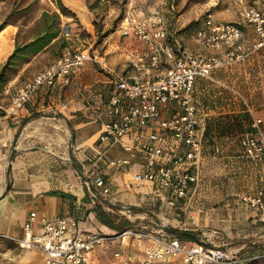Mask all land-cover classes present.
Listing matches in <instances>:
<instances>
[{
	"label": "crops",
	"instance_id": "1",
	"mask_svg": "<svg viewBox=\"0 0 264 264\" xmlns=\"http://www.w3.org/2000/svg\"><path fill=\"white\" fill-rule=\"evenodd\" d=\"M87 21L83 29L95 37L92 19ZM245 24L253 32L251 25ZM63 25L68 27V40L72 29L62 20ZM2 34L10 39V47L6 54L0 52V63L18 42L17 27L8 26ZM253 34L243 36V49L236 51L241 58H230L213 69L209 78L194 82L192 94L202 137L199 180L191 185L188 197L174 206L167 203V196L156 182L133 181V174L143 167L142 155L136 154L129 165L121 168L97 160L98 135L109 118L108 101L115 91L110 70L142 78H154L164 70L162 64L152 67L149 73L133 66L141 58L148 59L147 47L133 35L109 32L103 52L91 54L96 60L75 69L69 83L58 81L51 88H41L29 101L28 114L1 113L0 231L21 235L24 222L35 213L51 218L82 214V229L109 235L122 232L100 220L97 213L102 211L116 225L129 221L123 231H158L240 256L264 254V210L253 209L241 199L243 194L253 193L264 179V161L248 158L240 145L241 136L252 130L253 118H261L264 126V44L258 45L260 39ZM56 39L32 53L14 79L37 62L40 65L32 76L52 63L57 56L44 58ZM168 44L174 51L173 43ZM191 45L213 56L223 57L228 51L225 45L201 47L194 39ZM163 61L170 64L165 70L173 63L166 57ZM177 111L171 104L164 108L163 116ZM156 127L154 122L146 132ZM123 140L137 143L134 134H127ZM121 154V145L107 152L110 158ZM96 170H101L111 183L110 192L99 200L91 199L86 186ZM135 222L140 226L136 227ZM180 232H190L193 238L179 237ZM9 245L0 244L7 264H11L6 259L9 254L14 255V264H43L41 252L11 249ZM143 245L134 237H124L121 245L112 241L93 250L90 256L93 264H142ZM160 263L183 264L179 257L150 264Z\"/></svg>",
	"mask_w": 264,
	"mask_h": 264
},
{
	"label": "built area",
	"instance_id": "2",
	"mask_svg": "<svg viewBox=\"0 0 264 264\" xmlns=\"http://www.w3.org/2000/svg\"><path fill=\"white\" fill-rule=\"evenodd\" d=\"M239 17L251 25L253 32L264 44V9L243 6ZM68 35V27L64 26ZM120 36L133 35L145 44L147 58L139 59L133 66L142 72L159 68L164 57L173 60L170 68L159 71L154 78L127 75L111 69L115 84L107 112L98 135L97 160L106 165L121 168L129 165L136 154L144 157L141 170L133 174L135 182H156L167 196L169 205L188 197L192 184L199 180L202 158V137L198 130L199 117L193 98V85L197 78H209L212 70L223 66L229 59L241 58L236 51L242 49L243 33L232 22L206 16L204 25L195 33V41L201 47L225 45V56L207 55L198 50L181 47L174 53L168 44L167 28L157 14L150 16L127 12L118 26ZM87 49L65 51L51 64L25 80L10 95L5 107L8 115L28 114V103L41 88H51L58 81L69 83L73 71L87 61H95ZM149 60V61H148ZM175 104L177 113L164 117V108ZM156 122L157 127L146 132ZM252 130L243 134L240 145L245 155L256 161H264V126L261 118H253ZM127 134H134L137 143L124 141ZM121 145L123 154L110 158L109 149ZM3 162L0 159V166ZM195 169V171H194ZM110 181L101 170H96L86 180L89 195L99 200L110 192ZM251 208L264 210V179L253 193L241 196ZM82 214L51 218L31 213L23 224L21 235L0 231V244H13L18 250H35L43 254V264H93L91 252L106 247L115 241L121 245L124 237H134L143 245L142 264L166 262L181 258L183 264H264V254L240 256L218 246L188 243L177 236H168L158 231L127 229L117 235H109L81 228ZM119 255V251L115 252ZM14 264L15 257L6 258Z\"/></svg>",
	"mask_w": 264,
	"mask_h": 264
},
{
	"label": "rangeland",
	"instance_id": "3",
	"mask_svg": "<svg viewBox=\"0 0 264 264\" xmlns=\"http://www.w3.org/2000/svg\"><path fill=\"white\" fill-rule=\"evenodd\" d=\"M71 1L74 4L73 2L71 4ZM61 3L64 6L63 13L54 0H0V22L9 19L11 23L6 27H17L18 41L21 43L34 35L37 30L36 19L43 9L50 13L56 11L60 14L61 20L70 26L74 34L66 40L67 47L62 48L63 53L68 50L87 49L92 54L103 52L104 49L105 37L97 42L98 35L107 29L116 32L120 20L127 12L145 16L158 13L163 25L167 28V41L173 43L174 51L177 53L181 47L192 49L191 43L195 33L204 25L208 14L217 20L237 24L241 27L243 36L248 38L254 37V34L245 24L246 22L239 17L240 9L243 6L264 9V0H61ZM89 5L92 7L89 8ZM87 18L92 19L95 37L83 29L82 25H88L86 24ZM64 38L66 39V37ZM255 50L258 51L259 48ZM57 51H59V46H53L44 59L52 60ZM161 64L164 70L166 66L170 65L169 62L163 60ZM39 65L37 62L26 68L16 79H14L16 76L11 78L5 87L9 91L6 93L4 89L0 93V114L5 112L10 94L25 80L32 77V73L38 69ZM135 225L136 227L140 226L136 222ZM8 244L11 249H16L13 244ZM3 249L0 248V264H7L3 256Z\"/></svg>",
	"mask_w": 264,
	"mask_h": 264
},
{
	"label": "trees",
	"instance_id": "4",
	"mask_svg": "<svg viewBox=\"0 0 264 264\" xmlns=\"http://www.w3.org/2000/svg\"><path fill=\"white\" fill-rule=\"evenodd\" d=\"M54 1L58 5L60 11L63 13L64 6L62 5L61 0ZM91 7L92 6L89 5V8ZM10 23L11 21H9V19H4L1 21L0 32ZM35 24L37 26V30L35 31L34 35L30 37L32 39L29 41L25 40L21 43L16 41L13 51L8 55L3 63H0V93L5 89L11 78L18 74L21 69L20 67L26 63L32 53H36L44 48L54 38L57 39L51 46H59V51L55 53V56H61L63 54L62 48L67 47V41L64 38L65 34L63 31L64 25L62 26V20L58 12L53 11L50 13L48 10L43 9L39 17H37ZM18 32L17 35L19 36ZM109 32H111V29L105 30L101 35L99 34L97 42H99ZM60 34H62L64 37H62ZM97 214L103 223L118 231H123L128 225H130L129 221L127 220H124L116 225L113 223V219H110L102 211H98ZM178 234L179 237L193 238V235L190 232H180Z\"/></svg>",
	"mask_w": 264,
	"mask_h": 264
},
{
	"label": "bare ground",
	"instance_id": "5",
	"mask_svg": "<svg viewBox=\"0 0 264 264\" xmlns=\"http://www.w3.org/2000/svg\"><path fill=\"white\" fill-rule=\"evenodd\" d=\"M72 2L73 1H71V4H72ZM73 4H74V2H73ZM4 30H5V28L0 32V42H1V51L0 52H1V55L6 54L8 52V50H9V47H10V44H9V40L10 39L7 36H4L5 34L4 35L2 34V32H4Z\"/></svg>",
	"mask_w": 264,
	"mask_h": 264
}]
</instances>
